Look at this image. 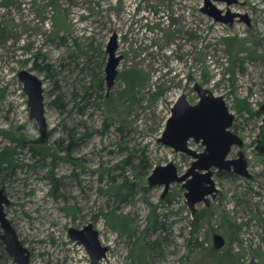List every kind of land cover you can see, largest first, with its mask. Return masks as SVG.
Returning <instances> with one entry per match:
<instances>
[{
    "label": "rangeland",
    "instance_id": "1",
    "mask_svg": "<svg viewBox=\"0 0 264 264\" xmlns=\"http://www.w3.org/2000/svg\"><path fill=\"white\" fill-rule=\"evenodd\" d=\"M112 36L122 60L107 92ZM22 70L42 82L45 143ZM125 71L141 79L131 94ZM196 85L234 115L243 147L228 158L241 150L251 175L215 172L218 193L197 205L198 220L180 184L165 195L148 184L155 167L191 165L158 139L180 96L197 103ZM263 105L264 0H0V188L28 264H90L68 234L87 224L108 248L98 264H264ZM0 253L16 264L1 241Z\"/></svg>",
    "mask_w": 264,
    "mask_h": 264
},
{
    "label": "water",
    "instance_id": "2",
    "mask_svg": "<svg viewBox=\"0 0 264 264\" xmlns=\"http://www.w3.org/2000/svg\"><path fill=\"white\" fill-rule=\"evenodd\" d=\"M217 20V19H216ZM116 36H112L107 46L108 61L105 66V82L107 92L112 88L118 76V65L122 60L116 56ZM18 79L23 85V91L27 96V104L30 115L38 124L39 138L36 143L47 141V124L44 117V97L42 82L32 73L22 70L18 73ZM198 95L196 104L187 102L185 95L180 96L171 107L170 116L166 120L165 127L158 143L172 149L175 153H182L192 159L190 167L182 174L172 162L164 166L155 167L148 177L150 187L163 186L165 195L172 184H180L185 191L187 206L192 215L197 212V205L203 203L209 205L218 190L215 187L213 176L215 172H226L239 177L249 179L247 160L241 150L237 152L235 159L228 156L233 147L242 148L243 141L231 131L234 115L231 114L220 96H214L208 90L197 86ZM260 111L264 115V105ZM200 143L204 148L202 152H196L189 147V142ZM256 150L264 153V118L263 124L257 136ZM10 201L0 188V229L2 234L0 241L3 243V251L12 257L16 264H28L29 254L19 241L10 221L6 218L4 208ZM69 238L82 245L89 256L90 264H98L106 257L108 248L101 245L98 233L91 224L82 229L69 228ZM225 245L222 236H212V246L216 251ZM1 264V253H0Z\"/></svg>",
    "mask_w": 264,
    "mask_h": 264
},
{
    "label": "trees",
    "instance_id": "3",
    "mask_svg": "<svg viewBox=\"0 0 264 264\" xmlns=\"http://www.w3.org/2000/svg\"><path fill=\"white\" fill-rule=\"evenodd\" d=\"M226 42H227V46L228 47H231V43L234 41V40H232V39H226L225 40ZM43 69H48L47 67L46 68H43ZM119 77H121L122 78V80L125 82V93H128V94H131V92H133L134 91V89H135V87H137L138 85H139V83H140V77L137 75V74H135L133 71H125V72H123V73H121L120 74V76ZM94 86H96V85H93L92 87H94ZM91 87V86H90ZM91 87V88H92ZM97 87V86H96ZM88 93V92H87ZM87 96H90V94H88ZM86 96V97H87ZM87 102V101H86ZM73 136H71L70 138H72ZM68 148H69V144H68V146H67ZM220 174H224V176H231L232 174H230V173H220ZM198 213H196L195 215H196V220H198L199 219V217H198V215H197ZM117 221H116V219H114V221L112 222V223H110V225L111 226H113L114 227V225H115V223H116ZM121 223V222H120ZM117 225V224H116ZM115 225V226H116ZM119 226V225H118ZM119 227H124V223H122V226H119ZM264 261V260H263ZM218 264H219V262H218ZM220 264H221V261H220Z\"/></svg>",
    "mask_w": 264,
    "mask_h": 264
},
{
    "label": "flooded vegetation",
    "instance_id": "4",
    "mask_svg": "<svg viewBox=\"0 0 264 264\" xmlns=\"http://www.w3.org/2000/svg\"><path fill=\"white\" fill-rule=\"evenodd\" d=\"M262 124H263V122H262ZM262 124H261V125H262ZM259 130H260V128H259ZM232 149H233V148H232ZM232 149H231V150H232ZM240 149H241V148H240ZM230 152H231V151H230ZM224 173H226V172H224ZM230 174H231V173H230Z\"/></svg>",
    "mask_w": 264,
    "mask_h": 264
}]
</instances>
